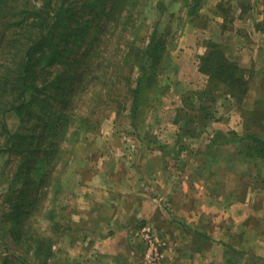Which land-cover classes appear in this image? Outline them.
Masks as SVG:
<instances>
[{
  "label": "trees",
  "instance_id": "1",
  "mask_svg": "<svg viewBox=\"0 0 264 264\" xmlns=\"http://www.w3.org/2000/svg\"><path fill=\"white\" fill-rule=\"evenodd\" d=\"M150 1L0 0V155L6 156L0 230L40 264H50L56 253L54 237L37 225L43 219L62 224V174L86 134L99 131L111 112H128L135 127L151 123L170 90L181 36L204 4L169 0L177 7L168 12L169 1L157 0L163 16L178 18L176 25L166 19L160 30L159 22L147 27ZM221 15L225 24L226 15ZM205 46L197 54L198 69L207 75L205 87L194 91L199 104L191 107L189 94L185 96L174 122L182 134L195 137L216 119L212 106L218 98L231 99L243 111V133L217 130L207 150L213 159L216 146L233 144L242 159H264V96L248 99L253 71L222 42L209 37ZM188 108L202 113L200 128L191 125L195 117L186 118ZM9 113L18 117L15 129L8 124ZM224 152L222 158H233ZM219 166L212 171L218 173ZM236 189L231 195L240 199ZM21 260L27 258L14 251L1 255L0 264Z\"/></svg>",
  "mask_w": 264,
  "mask_h": 264
},
{
  "label": "rangeland",
  "instance_id": "2",
  "mask_svg": "<svg viewBox=\"0 0 264 264\" xmlns=\"http://www.w3.org/2000/svg\"><path fill=\"white\" fill-rule=\"evenodd\" d=\"M169 5L168 12L177 7L176 3L170 1ZM146 12L148 14L147 27L159 22V29L162 30L166 25V19L172 25L178 23L177 17L162 15L157 0L150 1ZM221 13L226 15L225 24ZM251 16L259 19L258 28L263 27L264 29V0H204L200 17L195 20L194 24L187 23L186 25L181 36L182 46L178 54L185 53V51H190L194 56L204 53L207 38H213V35L218 37L219 28L225 32L224 39H229L235 30L234 23L237 22V26H241L237 27V32L242 33L244 31L242 28H245L242 25ZM148 30L146 28L144 33ZM222 37L219 36V42L226 45L229 54L235 59H243L242 54L245 48L240 49L234 43L228 42V39V41H220ZM252 41L257 44L255 39ZM140 42L144 44V41ZM245 46L249 47V45ZM185 56L188 55L185 54ZM176 64L178 71L171 74L170 90L164 96L162 104L152 113L151 123L148 125L139 123L138 127H135L131 125L130 117L126 114L128 112H123L120 115L111 112L103 120L99 131L86 134L87 137L73 157V162L62 174V191L59 194V201L63 207L58 212V220L62 219V224L56 225V221L53 224L49 220L43 219L37 225L43 234L54 237L53 249L56 254L50 264H116L114 261L110 262V258H90L91 256L88 258L91 248L86 242L89 237H96L100 233L97 238L101 240L111 230L95 232V227L100 224L95 216L87 215V213L90 208H98L99 211H102L104 220L107 211H111L115 207L112 204L113 201L123 203L115 190L117 187L111 189L110 186L117 183L115 177L122 179L123 176L131 177L135 174L137 176L144 172L148 174L149 170L144 167L147 160L145 154L151 145L164 150L161 154L165 153L163 160L168 166L167 169L161 171V174L165 175L168 182L174 185L182 184L183 196L177 197L172 203L177 216L188 220L190 224L202 225L206 229L205 235L218 238L220 242L229 246L233 245L232 248L238 253L239 258L241 257L240 262L244 260V264H247L246 262L249 264L264 263L261 258V256L264 257V226L262 223V219H264V159H242L237 153L233 156L237 162L236 171L232 170L230 175L229 173L225 175L223 172L225 175L223 180L226 181L229 178L232 181L231 184L236 182L235 188L242 194L240 199H233V201L236 204L245 203L243 208L239 206V210H242L243 214L230 215L227 209L231 206L226 208L230 205L226 202L228 199L219 198L216 201L213 198V193L217 192L219 187L213 185V188H209L207 185V174L215 169L217 165L215 160L221 155L223 156L225 152L218 150L214 154L215 158L212 159L211 149L207 150L208 147H205L210 142L207 141L208 135L203 132H199L195 137L190 134H182L184 131L180 129L178 123L174 122L178 118V107L181 106L175 107L174 104H180L182 96L185 97L189 94L191 107L195 108L199 104L200 97L194 93L197 89L187 91L193 74L187 75L188 71H185L179 62ZM255 77L252 79L253 81ZM192 78L194 80L191 82L192 84H200V78H196V80L194 77ZM258 84H260L259 81ZM257 90L251 89L248 99L253 101L258 96ZM234 104L231 99L218 98L217 103L212 106L213 118H216L217 126H226L227 124V127L234 126L240 130V133H243V111L239 105L235 106ZM188 113L185 114L186 118L195 117V121L191 123L192 127L200 128L198 122L202 113L194 108H188ZM7 121L11 129H15L19 120L15 113H9ZM222 137L220 135L218 139L222 140ZM241 148L243 145L240 146ZM5 158V155H0V191L4 190L6 186L5 176L1 174ZM204 164L208 165V169L204 168ZM141 169L143 171H140ZM137 171L139 173H136ZM109 176L112 178L110 183ZM104 181L107 183L105 184ZM226 183L230 186L229 182ZM118 185L121 188L122 184ZM124 190H126L125 185ZM187 206L191 209L189 212L185 210ZM198 210L202 212L201 215L193 213ZM181 211L184 213L181 214ZM158 220L156 221L158 222ZM141 223L137 231L134 232V235L138 236L142 242L141 252L144 257L140 258V264H167L171 256L177 255L170 246L175 233L177 240L185 243L183 249L187 251L193 247L194 243L201 240L199 232L195 234V230L189 229L186 224L183 225L181 222L175 224L174 232L169 231L166 226H161V229H158L151 220ZM138 238L136 239L138 240ZM93 239L91 238L89 243ZM151 240L156 243L158 252L156 251L155 257L149 260L146 254L150 250ZM27 250L20 248L10 233L0 230V257L15 251L27 258L18 264H40L36 256L34 257L36 261L30 257L31 251ZM95 251H97L96 248L93 249V252ZM251 255L254 258H248ZM13 258L15 257L13 256Z\"/></svg>",
  "mask_w": 264,
  "mask_h": 264
},
{
  "label": "crops",
  "instance_id": "3",
  "mask_svg": "<svg viewBox=\"0 0 264 264\" xmlns=\"http://www.w3.org/2000/svg\"><path fill=\"white\" fill-rule=\"evenodd\" d=\"M248 18L250 19H247L245 24L242 25L245 27L242 28L244 30L242 33L237 32V27L241 26H237L238 23L236 22L234 26V33L231 36L229 35V39H224L225 32L221 28H219L220 31L217 33L218 37L213 35V38L219 41V36H223L220 41L229 40L228 42L234 43L237 47H240V49L245 48V51L242 54L244 58L240 60L241 64L246 68L251 69V67H253V76L256 77L254 81L252 80L251 82V89H258V96H264V29L263 27H260V29L258 28L259 19H256L254 16ZM252 39H255L257 44L254 43ZM245 45H249V47H246ZM185 54L188 56H185ZM198 61L199 59L197 55L194 56V54H191L190 51L178 54L175 59L176 63L179 62L183 69L188 71L187 75L190 73L193 74L192 77H194L195 80L196 78L201 79L200 84L196 83L195 85L191 83L194 81L191 77V82L187 91L204 88L207 83V75L199 71ZM177 71L178 68L176 64V72ZM258 81L260 84H258ZM183 104L184 97L182 96L181 103L174 105L175 107H178ZM216 121L217 120L214 119L205 129L202 130L203 134L208 135L207 141H210L209 139L212 138L217 130H222L224 132L234 130L240 134V130L238 128L234 126L227 127V124L226 126H217L215 123ZM218 150H223L234 155L237 154L234 150L233 144H229L228 146H216V151ZM162 152H164V150L158 146L151 145L149 151L145 154L147 160L145 161L144 167L149 170L148 174H145L144 172V174H137V176L136 174L131 177L123 176L122 179L115 177L117 183H113L110 188L114 189V187H117L115 190L118 192L117 195H119L123 203L113 201L112 204L115 207L111 210L112 212L110 210L107 211V214H105L106 218L104 220L102 211H99L98 208H90L87 215L91 214L95 216L100 224L95 227V232L105 231L107 229L111 231L101 240L97 238L100 233L96 237H89L86 242V244L90 245L89 247L91 248L88 258L90 256V258H110V262L113 263L114 261L116 264H140V258L144 257L141 252L142 242L138 236L134 235V232L137 231V228L142 224V221L151 220L156 224L158 229H161V226H166L169 231L174 232L175 229H173V227L175 224L177 222H181L183 225L186 224L189 229L195 230V234L196 232L197 234L198 232L200 234L199 238L201 240L194 243L193 247L187 251L183 249L185 247V243L177 240V234L175 233L174 238L171 239L172 241L170 246H172L171 250H174L177 255L171 256L170 259L173 260L169 259L167 264H171L172 262L173 264H241V262L244 264V260H241L240 262L239 259H241V257L239 258L238 253L234 251L235 249L232 248L233 245L229 246L226 243L220 242L218 238L205 235L204 233L206 229L202 225L190 224L188 220L177 216L172 203L177 197L183 196L184 190L182 189V184L174 185L168 182L165 175L163 176L161 174V171L167 169L168 166L165 164V160H163L165 153L161 154ZM215 162L223 166L218 167L217 174L215 171H210L207 174V185L209 188H213V185L219 187L217 192L213 193V198L216 199V201L219 198L228 199L226 202L230 203V205L226 208L231 206L227 209L230 215H236L237 213L243 214L242 210H239V206L243 208L245 203L236 204L233 201V197L230 192V190L235 187L236 182L235 184H231L230 182L232 181L229 180V178H227L226 181L223 180L225 175L228 173L229 175L232 174V170L235 169L236 171L238 168L237 162L231 157L229 159L222 158V155L220 158H217ZM207 167L208 165L204 164V168L208 169ZM140 171H143V169ZM136 173H139V171ZM108 179L110 183L112 178L109 176ZM226 182H229L230 186H228ZM104 183L106 184L107 182L104 181ZM120 183L122 184L121 188H119L120 186L118 185ZM124 185L126 190H124ZM185 210L189 212L191 209L187 206ZM180 213L182 214L184 211H181ZM193 213H197L199 215L202 214L199 210L194 211ZM157 219H159L158 222L156 221ZM262 223L264 226V219H262ZM91 238L94 239L89 243ZM136 238H138V240ZM94 248H96L97 251L93 252ZM184 255L186 256L182 257ZM248 258H254V256L251 255ZM261 258L264 260L263 256H261ZM246 263L249 264L248 262Z\"/></svg>",
  "mask_w": 264,
  "mask_h": 264
},
{
  "label": "built area",
  "instance_id": "4",
  "mask_svg": "<svg viewBox=\"0 0 264 264\" xmlns=\"http://www.w3.org/2000/svg\"><path fill=\"white\" fill-rule=\"evenodd\" d=\"M156 251L158 252L157 250V246H156V243L154 241L151 240L150 242V250L148 251V253L146 254L147 255V258L149 260H151L150 258H154L155 257V253Z\"/></svg>",
  "mask_w": 264,
  "mask_h": 264
}]
</instances>
